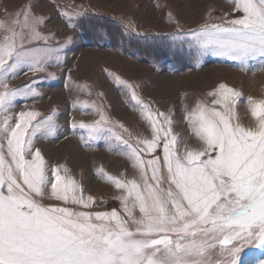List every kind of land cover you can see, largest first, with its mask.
<instances>
[{
  "label": "snow or ice",
  "instance_id": "obj_1",
  "mask_svg": "<svg viewBox=\"0 0 264 264\" xmlns=\"http://www.w3.org/2000/svg\"><path fill=\"white\" fill-rule=\"evenodd\" d=\"M234 10L242 15L183 34L190 37L189 49L198 57L241 64L252 58L264 61V0H234ZM41 23L30 5L0 22V86L5 89L0 92V264H221L217 253L225 258L223 264H240L244 244L264 248V104L252 109L254 117H261L257 129L232 124L233 98L239 93L223 83L208 95L217 97L213 104L227 115L197 102L186 119L202 146L186 147L183 155L171 132V116L152 113L143 102L152 135L138 138L136 145L106 128L110 121L103 113L91 124H71L73 130L86 131V144L111 132L127 148L141 182L106 177L125 193L119 197L123 215L40 202L50 195L85 209L95 203L82 186L62 178L63 165L51 168L49 177L34 145V130L54 136L52 116L37 120L34 111H21L14 119L8 115L22 90L8 89L7 79L50 65L53 50L36 42L46 45L54 37L39 32ZM25 88L33 98L37 95ZM132 97L138 99L134 90ZM160 147L162 162L152 155Z\"/></svg>",
  "mask_w": 264,
  "mask_h": 264
},
{
  "label": "rangeland",
  "instance_id": "obj_2",
  "mask_svg": "<svg viewBox=\"0 0 264 264\" xmlns=\"http://www.w3.org/2000/svg\"><path fill=\"white\" fill-rule=\"evenodd\" d=\"M29 5L42 20L39 32L54 37L46 45L36 43L53 51L50 65L42 71L25 69L7 79L8 89L22 90L8 115L14 119L21 111H34L39 113L37 120L51 115L57 125L54 136L42 128L34 130V145L41 150L49 177L51 168L63 165L62 178L74 180L84 196L95 201L85 209L49 195L40 200L43 205L93 213L116 210L123 215L119 197L125 193L106 177L141 182L127 148L111 132L104 140L86 144V131L73 130L72 123L91 124L103 113L110 121L106 128L136 145L138 138L152 135L143 102L152 113L171 116V132L183 155L186 147L202 146L186 119L197 102L226 113L213 104L217 97L208 95L223 83L239 93L233 98L231 123L259 127L261 117H254L252 109L264 104V61L252 58L241 64L211 55L198 57L188 47L190 37L183 35L205 24L239 18L242 13L234 10V0H0V22ZM3 36L0 31V41ZM25 86L37 95L33 98ZM133 90L138 99H133ZM152 155L162 162V147ZM134 214L139 215L138 209ZM239 256L240 264H259L264 248L244 244ZM215 259L223 264L225 258L217 253Z\"/></svg>",
  "mask_w": 264,
  "mask_h": 264
}]
</instances>
